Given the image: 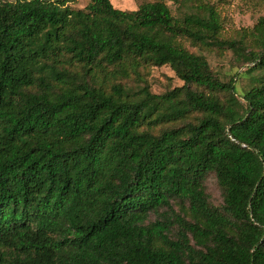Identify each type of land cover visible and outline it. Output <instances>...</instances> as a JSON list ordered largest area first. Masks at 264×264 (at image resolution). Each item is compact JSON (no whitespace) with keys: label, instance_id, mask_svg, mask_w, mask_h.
Wrapping results in <instances>:
<instances>
[{"label":"trees","instance_id":"obj_1","mask_svg":"<svg viewBox=\"0 0 264 264\" xmlns=\"http://www.w3.org/2000/svg\"><path fill=\"white\" fill-rule=\"evenodd\" d=\"M76 1L0 0V264H264V18ZM185 43L261 75L238 97ZM162 66L180 87L121 83Z\"/></svg>","mask_w":264,"mask_h":264},{"label":"rangeland","instance_id":"obj_2","mask_svg":"<svg viewBox=\"0 0 264 264\" xmlns=\"http://www.w3.org/2000/svg\"><path fill=\"white\" fill-rule=\"evenodd\" d=\"M156 1H163L176 18L196 11L199 1L212 5L219 14L223 27L222 38L224 39H238L244 31H250L260 19L264 18V0H110V3L115 9L135 11L142 3ZM87 4L88 0H77L71 4V7L75 10H83ZM185 45L190 52L206 59L210 69L219 77L221 82L227 83L234 79L236 96L238 97L252 86L253 80L251 77L261 75L257 71L251 75H239L244 73L247 66L250 67L252 64L242 67L230 50H217L215 48L209 50L195 47L188 43H185ZM78 71L80 70L78 69ZM142 74L146 82L131 78L129 80H121V83L134 90L140 89L146 83L154 94H162L182 85V82L169 66L148 67L142 70ZM236 74L239 76L236 77ZM204 185L209 202L213 206L220 207L223 199L215 177L209 175ZM150 219L154 220L155 216L151 215Z\"/></svg>","mask_w":264,"mask_h":264}]
</instances>
